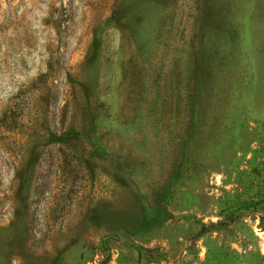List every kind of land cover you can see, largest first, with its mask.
Wrapping results in <instances>:
<instances>
[{
  "label": "rangeland",
  "instance_id": "obj_1",
  "mask_svg": "<svg viewBox=\"0 0 264 264\" xmlns=\"http://www.w3.org/2000/svg\"><path fill=\"white\" fill-rule=\"evenodd\" d=\"M264 264V0H0V264Z\"/></svg>",
  "mask_w": 264,
  "mask_h": 264
},
{
  "label": "trees",
  "instance_id": "obj_2",
  "mask_svg": "<svg viewBox=\"0 0 264 264\" xmlns=\"http://www.w3.org/2000/svg\"><path fill=\"white\" fill-rule=\"evenodd\" d=\"M102 264H104V263H102Z\"/></svg>",
  "mask_w": 264,
  "mask_h": 264
}]
</instances>
